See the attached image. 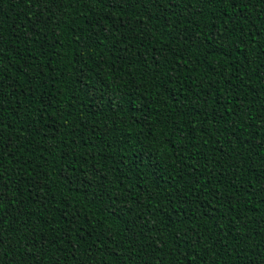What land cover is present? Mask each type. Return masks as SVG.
Segmentation results:
<instances>
[{
	"label": "trees",
	"instance_id": "trees-1",
	"mask_svg": "<svg viewBox=\"0 0 264 264\" xmlns=\"http://www.w3.org/2000/svg\"><path fill=\"white\" fill-rule=\"evenodd\" d=\"M0 264H264V0H0Z\"/></svg>",
	"mask_w": 264,
	"mask_h": 264
},
{
	"label": "snow or ice",
	"instance_id": "snow-or-ice-1",
	"mask_svg": "<svg viewBox=\"0 0 264 264\" xmlns=\"http://www.w3.org/2000/svg\"><path fill=\"white\" fill-rule=\"evenodd\" d=\"M37 2H39V0H37ZM0 243H2V241H0Z\"/></svg>",
	"mask_w": 264,
	"mask_h": 264
}]
</instances>
